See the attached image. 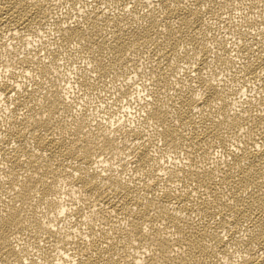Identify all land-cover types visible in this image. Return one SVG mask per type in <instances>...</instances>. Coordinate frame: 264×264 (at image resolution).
<instances>
[{"label":"bare ground","instance_id":"6f19581e","mask_svg":"<svg viewBox=\"0 0 264 264\" xmlns=\"http://www.w3.org/2000/svg\"><path fill=\"white\" fill-rule=\"evenodd\" d=\"M0 68V264H264V0H0Z\"/></svg>","mask_w":264,"mask_h":264},{"label":"rangeland","instance_id":"374dc122","mask_svg":"<svg viewBox=\"0 0 264 264\" xmlns=\"http://www.w3.org/2000/svg\"><path fill=\"white\" fill-rule=\"evenodd\" d=\"M219 26H220V29H222V28H221V27H222V23L219 24ZM35 44H37V42H35ZM40 45H41V43H38L37 46H40ZM35 47H36V46H35ZM35 47H33V49H35ZM0 70H1V68H0ZM0 72H1V71H0ZM75 92H77V91L75 90L74 93H75ZM252 92L254 93V91H250L249 93H252ZM83 100H84V101H83ZM85 102H86L85 98H82V99L80 100V103H79V104H85ZM98 102H99V101H98ZM127 107H128V106H126V107L123 106V107H122V108L125 109V110H123L121 107H120V108L118 107L117 110L115 111V116H116L115 118H117L118 116H120L121 114H123L125 111H128V110H127ZM128 108H129V107H128ZM121 109H122L124 112H123ZM131 109H132V111H133V106H132V105H131V107L129 108V111H130ZM118 110H119V111H118ZM120 110H121V111H120ZM117 112H118V113H117ZM100 113H101V111H100ZM102 113H103V111H102ZM102 113H101V114H102ZM116 114H117V115H116ZM63 260L66 261V262L64 261L65 264H68V263L71 264V263L68 261V259L63 258ZM63 260H62V262H63ZM62 264H63V263H62Z\"/></svg>","mask_w":264,"mask_h":264}]
</instances>
